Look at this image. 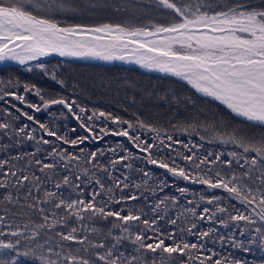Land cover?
Masks as SVG:
<instances>
[{"label": "snow or ice", "instance_id": "1", "mask_svg": "<svg viewBox=\"0 0 264 264\" xmlns=\"http://www.w3.org/2000/svg\"><path fill=\"white\" fill-rule=\"evenodd\" d=\"M154 3L157 9L166 10V22L150 21L146 26H134L128 23L62 24L59 16L66 17L86 10L84 6L69 3L68 0H0V64L13 61L25 65L29 61L52 54L134 63L141 68L185 81L197 93L218 101L235 116L264 129V0H154ZM91 7L95 8L97 5L92 4ZM117 10L124 11L125 8L117 6ZM37 67L43 68V65ZM24 90L29 91V87L25 85ZM35 94L40 96L44 109L62 105L80 121V128L89 133L92 139H102L109 134L126 137L133 147L147 153L148 164L166 169L168 173L186 181L206 185L209 189H222L228 197L238 201L243 210L233 205V214L229 208L218 203L221 197L213 196L206 203L216 204L214 211L204 207L198 216L195 208H187L184 212L191 213L200 221H212L217 214L227 213L226 218L220 219L219 223L227 227L228 221H231L235 226L234 231L238 230L240 237H249V246L258 242L259 249L264 252V133L257 135L245 128L226 126L227 130L217 134L216 138L240 151L229 152L228 160H222L220 154H216L212 161L201 160L200 164H215L220 161L226 173H231L228 176L216 171L215 179H212L199 172L192 175L174 163L170 165L164 159H154L152 149L156 145L143 141L139 135L131 134L137 128H147L155 133L153 139L160 140L165 148L170 147V144H165L160 139L159 128L139 119L134 123L111 113L94 110L87 116V120L103 118L117 126L112 130L100 127L99 132L103 136H97L95 129L83 122L81 114L86 109L76 105L75 101L69 103L64 98L47 99L38 89ZM5 97L26 104L35 112L41 111L40 106L27 103L23 95L0 87V100L7 103ZM74 107L79 108V113L74 111ZM16 111L27 120L36 122L28 112L18 107ZM5 115L11 113L5 111ZM26 127L19 128L16 134H25L28 140H33L35 129L26 132ZM10 128V123L0 122V129L7 132ZM39 129L56 141L71 146L89 139V136H80L70 140L44 123H39ZM166 138L178 143L171 135L166 134ZM38 143L48 145L51 142L41 139ZM39 151L37 148V152ZM125 152L127 153V149ZM32 155L34 157L35 153ZM48 155L53 158V163L35 160L40 172L46 174L47 181L54 179L48 173L58 163H62L69 172L71 170L68 169V164L73 161L77 162L75 167L79 168L80 156L57 151L55 147ZM98 155L103 156L104 153L91 152L85 164L91 165L93 170L100 169L107 173L108 179L113 183L106 186L103 180L95 177L94 171L90 175V169L84 167L80 170L81 174L74 176V180L79 182L86 177L89 183L94 179L99 186V190L93 191L87 200L73 199L71 196L65 198L62 195L61 189L64 186L83 192L81 184H74L69 175H64L62 181L55 183V190L42 189L41 177L34 173L26 174V167L18 169L9 160L0 159V177H3L0 179V208L4 212L0 215V264H18L17 257L21 255V249L24 256L33 260V264H175L176 261L179 264H247V261L222 256L211 248L207 249L210 254H202V249L205 248L203 243H190L183 238L186 231L203 241L214 234L212 228L195 232L197 223L193 222L187 229L181 228L180 239L177 240L176 233H162L156 227L157 219L144 218V213L139 208L128 207L127 214H123V209H111L109 206L112 204L136 201L138 196L124 194V190L129 188L126 182L128 177L125 176L124 180L114 177L108 166L97 163ZM130 155L111 160L110 166L114 169L116 165L127 161ZM55 157H59L58 162ZM14 159L20 160L22 157ZM184 159L191 161L193 158L185 156ZM200 164L196 165L197 169ZM124 166L132 167L131 164ZM6 167L8 170H4ZM237 168L239 171L235 170ZM144 175L147 176L148 173L145 172ZM135 187L138 189L140 185L136 184ZM117 189L120 190L118 199L115 196ZM178 191L183 194L186 189L180 188ZM98 197L101 199L98 200ZM167 199L169 198L165 197L159 201L153 212H157ZM171 199L173 203L176 202L175 197ZM34 216H39L40 219L34 220ZM110 217L114 218L112 228L120 233L116 235L110 229L106 234L113 241L111 246L107 243L105 234L91 226L97 220L106 221ZM6 218L12 222L6 223ZM73 221L78 227L73 226ZM167 222L176 225L178 220L168 219ZM149 232L152 235H148ZM219 239L221 242L229 240L233 248L251 251L250 247L245 246L244 239H237L231 234L228 237L221 235ZM125 240L134 246L132 253L118 251ZM166 240L172 242L166 243Z\"/></svg>", "mask_w": 264, "mask_h": 264}, {"label": "trees", "instance_id": "2", "mask_svg": "<svg viewBox=\"0 0 264 264\" xmlns=\"http://www.w3.org/2000/svg\"><path fill=\"white\" fill-rule=\"evenodd\" d=\"M68 2L82 5L86 10L75 15L59 16L58 19L62 24L128 23L134 26H146L150 21L166 22V10L157 9L154 0H68ZM92 4H96L97 7L92 8ZM117 6L123 7L125 10L118 11ZM40 65H43V68L16 65L0 68V81H2L0 87L15 91L17 94L23 95L27 103L41 107L40 112H35L26 104H21L11 97H5L7 103L0 100V122H8L11 125L7 132L0 129V159L9 160L18 169L26 167V174L34 173L41 177L42 189L55 190V183L58 180L62 181L64 175H69L74 184H81L83 192L73 191L72 187L64 186L61 189L62 195L65 198L71 196L73 199L87 200L93 191L99 190V186L95 184L94 179L89 183L85 177L77 182L74 180V176L81 174L80 170L84 167H88L90 175L94 171L95 177L103 180L106 186L112 184L113 181L108 179L107 173L100 169L93 170L91 165L85 164L91 152H103V156H97V163L108 166L114 177L124 180V177L127 176L126 182L129 188L124 190V194L138 196L136 201H128L120 205L112 204L109 206L111 209L116 211L123 209V214H127L128 207L139 208L144 213V218L157 219L156 227L162 233L165 235L176 233L177 240L180 239L181 228L187 229L193 222L197 223L195 232L212 228L214 234L203 241H200L197 235H189L186 231L183 233V238L190 243H203L205 248L202 249V254L205 255L210 254L207 249L211 248L222 256L247 261V264H264V252L259 249L258 242L249 246L247 244L249 237H240L239 231H234L235 226L231 221H228L227 227L219 223L220 219L226 218L227 213L217 214V217L212 221L207 219L200 221L191 213L184 212L187 208H195L198 216L204 207H209L214 211L216 204L208 205L206 201L213 196H219L221 200L218 203L229 208L234 214L233 205L235 208L243 210V206L238 201L232 200L222 189H209L206 185L194 183L191 180L186 181L173 176L166 169L148 164L147 153L140 152L139 149L133 147L126 137H116L110 134L103 136L99 132L100 127L115 129L117 126L113 125L111 121H105L103 118L89 121L87 116L91 115L94 110L104 111L123 120L135 123L139 119L147 125L159 128L161 130L160 139H163L165 144H170V147L165 148L160 144V140L153 139L155 133L148 131L147 128H137L131 134L139 135L143 141L156 145L152 149L154 159H164L170 165L174 163L192 175L199 172V174L212 179H215L216 171H221L222 174L226 173L224 165L220 161L215 164H200V161L205 159L212 161L216 154H220L222 160H228L230 159L229 152L240 151L231 144L220 142L216 138L217 134L224 133L227 130L226 126L245 128L257 135L264 133V129L237 118L223 105L197 95L187 84L173 78L146 74L131 67L103 66L57 58L43 61ZM25 85L29 87L27 92L24 90ZM37 89L47 99L64 98L69 103L75 101L76 105L85 108L86 112L81 114L83 122L91 125L95 129L96 135L103 136V138L92 139L89 133L80 128V121H77L73 114L69 113L62 105H52L48 109H44L40 96L35 94ZM12 105L16 107H12ZM17 107L33 115L36 122L20 116L16 111ZM5 111L11 115H5ZM74 111L79 113V108L74 107ZM39 123L48 125L51 130L70 140L78 139L80 136H89V139L77 146L63 144L56 141L54 137L47 136L43 130L39 129ZM25 126H27L26 132L35 129L33 140H28L25 134H16L19 128ZM122 126L127 127V125ZM166 134L171 135L173 140L178 143L168 141ZM41 139H47L51 143L48 145L38 143ZM54 147L57 151H66L80 156L81 160L79 168L75 167L76 161L68 164V169L71 172L66 170L62 163H58L57 167L48 173L54 179L47 181L45 180L46 174L40 172L39 167L35 165V160L40 159L44 163H53V158L48 154ZM37 148L40 149L39 152H37ZM109 149L115 151H109ZM125 149H127V153ZM33 153H35L34 157ZM129 153L131 155L127 161L116 165L114 169L110 166L111 160ZM209 153L213 155L210 156ZM17 156L22 159L15 160L14 157ZM185 156H191L193 159L186 161ZM55 160L58 162L59 157H55ZM124 164H131L132 167L126 168ZM197 164H200L199 169L196 168ZM233 166L235 168V161H233ZM4 170H8V168L6 167ZM235 170L239 171L238 168ZM145 172L148 173L147 176L144 175ZM226 175L230 176L231 173L227 172ZM2 178L0 177V179ZM136 184H139L140 188L137 189ZM180 188H184L186 191L182 194L178 191ZM33 194L35 195V189H33ZM40 195H43V191ZM115 196L117 199L119 198V189L116 190ZM165 197L169 199L165 200V203L161 204L157 212L154 213V206ZM172 197L176 198L175 203H173ZM99 199L101 198L98 197ZM3 214L4 212L0 208V215ZM161 216L165 218L160 219ZM33 219L39 220L40 218L34 216ZM168 219H177L178 223L171 225L167 222ZM5 222L11 223L12 221L6 218ZM113 222L114 218L110 217L106 221L97 220L91 226L98 228L105 236L110 229L114 234L119 235L118 230L112 228ZM88 223L91 224V222ZM73 226L78 227L75 221H73ZM241 226L243 225L241 224ZM230 234L237 239H244L245 246L250 247L251 251L244 252L242 249L233 248L227 239L223 242L220 241L221 235L228 237ZM148 235H152V233L149 232ZM106 239L111 246L113 243L111 237L106 236ZM171 242L166 240V243ZM133 250L134 246L128 240L123 241L118 247V251L127 253H132ZM11 255L16 254L11 253ZM17 260L18 264H33L31 258L23 255V249H21V255L17 257ZM175 264H179V261H176Z\"/></svg>", "mask_w": 264, "mask_h": 264}, {"label": "water", "instance_id": "3", "mask_svg": "<svg viewBox=\"0 0 264 264\" xmlns=\"http://www.w3.org/2000/svg\"><path fill=\"white\" fill-rule=\"evenodd\" d=\"M53 56H58V55H53ZM61 58L67 59V60H71V61H79V62H82V63H91V64L93 63V64H99V65H104V66H114V65H117V66H122V67H127V68L128 67L137 68V69H139V71H141L143 73H146V74H154V75H161V76H167V77L175 78L174 76H171V75H168V74H165V73H161V72H157V71L146 70V69L141 68L140 66H138L136 64L123 63V62H120V61H109V62H105V61H101V60L79 59V58H73V57H61ZM43 59H45V58H43ZM35 61H38V60H35ZM35 61H29L27 63H32V62H35ZM10 64H12V65H20V64H18L16 62L8 61V62H4V63L0 64V66L10 65ZM20 66H22V65H20ZM188 87L191 88L190 85H188ZM192 90L195 91V89H192Z\"/></svg>", "mask_w": 264, "mask_h": 264}, {"label": "rangeland", "instance_id": "4", "mask_svg": "<svg viewBox=\"0 0 264 264\" xmlns=\"http://www.w3.org/2000/svg\"><path fill=\"white\" fill-rule=\"evenodd\" d=\"M52 58H57V59H61V60H66V61H71V60H67V59H63V58H61V57H59V56H51V57H47V58H45V59H40V60H38V61H35V62H32V63H26L25 65H22V66H20V65H16V66H20V67H29V66H36L37 67V65H40L43 61H47V60H49V59H52ZM74 62H79V61H74ZM93 64V63H92ZM10 65H12V64H10ZM97 65H99V64H97ZM4 66H9V65H3V66H0V68H2V67H4ZM104 66V65H103ZM135 69H137V68H135ZM137 70H139V69H137ZM147 70V69H146ZM158 76H161V75H158ZM162 77V76H161ZM163 77H167V76H163ZM169 78H172V77H169ZM173 79H176V80H178V81H180V82H183V83H185L186 84V82L185 81H183V80H180L179 78H177V77H175V78H173ZM197 94V93H196ZM200 94V93H199ZM198 95V94H197ZM201 95V94H200ZM201 97H203V96H201ZM207 99H210V100H213V99H211V98H207ZM215 101V100H214ZM215 102H217V101H215ZM217 103H219V102H217ZM225 107V106H224ZM226 108V107H225ZM227 109V108H226ZM228 110V109H227ZM230 111V110H229ZM237 118H239V119H241V120H243L242 118H240V117H237Z\"/></svg>", "mask_w": 264, "mask_h": 264}, {"label": "bare ground", "instance_id": "5", "mask_svg": "<svg viewBox=\"0 0 264 264\" xmlns=\"http://www.w3.org/2000/svg\"><path fill=\"white\" fill-rule=\"evenodd\" d=\"M53 55H55V54H52V55H48V56H44V57H40L38 60H40V59H43V58H46V57H51V56H53ZM118 61V60H117ZM105 62H109V61H105ZM120 62H123V61H120ZM123 63H126V62H123ZM130 64H134V63H130ZM137 65V64H136ZM139 66V65H138Z\"/></svg>", "mask_w": 264, "mask_h": 264}]
</instances>
